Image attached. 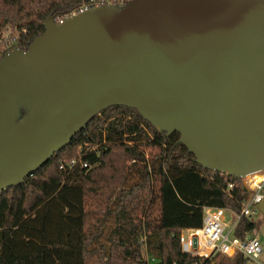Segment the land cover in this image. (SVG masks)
<instances>
[{
    "label": "water",
    "instance_id": "obj_1",
    "mask_svg": "<svg viewBox=\"0 0 264 264\" xmlns=\"http://www.w3.org/2000/svg\"><path fill=\"white\" fill-rule=\"evenodd\" d=\"M43 24L0 58V191L110 106L178 132L205 169L264 170V0H130Z\"/></svg>",
    "mask_w": 264,
    "mask_h": 264
},
{
    "label": "trees",
    "instance_id": "obj_2",
    "mask_svg": "<svg viewBox=\"0 0 264 264\" xmlns=\"http://www.w3.org/2000/svg\"><path fill=\"white\" fill-rule=\"evenodd\" d=\"M86 1L0 0V58L13 45L26 49L47 17L59 23ZM179 137L133 108L102 110L21 184L0 191V264H193L181 231L201 226L204 206L239 213L243 180L203 168ZM78 157L89 167H68ZM255 227L242 216L233 233ZM213 264L248 262L237 254Z\"/></svg>",
    "mask_w": 264,
    "mask_h": 264
},
{
    "label": "built area",
    "instance_id": "obj_3",
    "mask_svg": "<svg viewBox=\"0 0 264 264\" xmlns=\"http://www.w3.org/2000/svg\"><path fill=\"white\" fill-rule=\"evenodd\" d=\"M129 1L88 0L73 15L103 5L121 7ZM76 163L84 168L89 167L80 157L71 159L68 167ZM241 179L243 195L239 213L226 208L204 206L201 226L181 231L178 238L180 249L183 253L196 258L193 264H213L219 257L233 258L237 254L246 259L248 264H261L259 257L262 247L259 239L249 234L239 238L233 231L242 216L252 218V215L258 212L257 204L264 198V170L251 173ZM228 187H231V184Z\"/></svg>",
    "mask_w": 264,
    "mask_h": 264
},
{
    "label": "rangeland",
    "instance_id": "obj_4",
    "mask_svg": "<svg viewBox=\"0 0 264 264\" xmlns=\"http://www.w3.org/2000/svg\"><path fill=\"white\" fill-rule=\"evenodd\" d=\"M13 46H16V45H13ZM13 46H11L9 48H12ZM24 111H25L24 109H21L20 110L21 114H23ZM145 151H146V153H148L149 149H146ZM252 220L255 221L256 227H255V229L253 231H251L249 233V235L255 236V237H257L259 239V242H260L261 247H262V252H261V255L259 257V261H260L261 264H264V217L258 211V212H256L255 214L252 215Z\"/></svg>",
    "mask_w": 264,
    "mask_h": 264
}]
</instances>
